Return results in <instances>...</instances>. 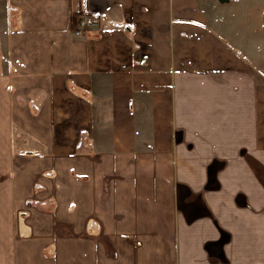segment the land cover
Returning <instances> with one entry per match:
<instances>
[{"label":"crops","instance_id":"obj_1","mask_svg":"<svg viewBox=\"0 0 264 264\" xmlns=\"http://www.w3.org/2000/svg\"><path fill=\"white\" fill-rule=\"evenodd\" d=\"M222 10L0 0V264H264L257 201L204 197L264 150L258 42Z\"/></svg>","mask_w":264,"mask_h":264},{"label":"rangeland","instance_id":"obj_2","mask_svg":"<svg viewBox=\"0 0 264 264\" xmlns=\"http://www.w3.org/2000/svg\"><path fill=\"white\" fill-rule=\"evenodd\" d=\"M205 1V0H202ZM207 4L213 9L214 7H222V11L225 13L217 12V16L220 20L226 18L225 23L227 28L233 30L235 34L242 33L243 39H257L258 45L253 46V56H257L258 69H259V78L260 83H264V0H230V3L227 5H221L218 0H206ZM220 9V8H219ZM220 11V10H218ZM255 43V42H254ZM249 49V45L247 46ZM214 192V191H211ZM217 192V193H216ZM216 193V195H215ZM204 197H219V195L226 197L228 199H255L257 201V212L260 215H264V150L260 149L259 157V174H258V183L254 184L252 189H227L215 191L214 194L207 193ZM219 194V195H217ZM202 196V192L199 190L195 191L196 200L198 197ZM216 209L219 206H214ZM214 207H205L202 205L193 206L195 213H204L207 212L206 209ZM190 208V207H189ZM227 209L237 208L234 205H227ZM238 208H250L248 207H238ZM264 224V222H263ZM264 240V239H263Z\"/></svg>","mask_w":264,"mask_h":264},{"label":"built area","instance_id":"obj_3","mask_svg":"<svg viewBox=\"0 0 264 264\" xmlns=\"http://www.w3.org/2000/svg\"><path fill=\"white\" fill-rule=\"evenodd\" d=\"M79 28L76 31V34L78 36L83 35V33L88 29V28H92V27H96L97 26V20L92 17V16H85L82 17L79 20V24H78Z\"/></svg>","mask_w":264,"mask_h":264},{"label":"water","instance_id":"obj_4","mask_svg":"<svg viewBox=\"0 0 264 264\" xmlns=\"http://www.w3.org/2000/svg\"><path fill=\"white\" fill-rule=\"evenodd\" d=\"M218 2H219L221 5H226V4H229V3H230V0H218Z\"/></svg>","mask_w":264,"mask_h":264},{"label":"trees","instance_id":"obj_5","mask_svg":"<svg viewBox=\"0 0 264 264\" xmlns=\"http://www.w3.org/2000/svg\"><path fill=\"white\" fill-rule=\"evenodd\" d=\"M71 22H72V24H76L77 23L76 17H73ZM77 25H78V23H77ZM77 30H78V27L75 29V31H77Z\"/></svg>","mask_w":264,"mask_h":264}]
</instances>
